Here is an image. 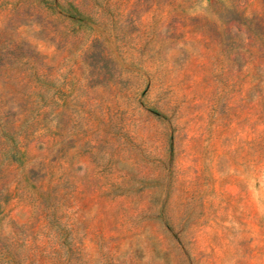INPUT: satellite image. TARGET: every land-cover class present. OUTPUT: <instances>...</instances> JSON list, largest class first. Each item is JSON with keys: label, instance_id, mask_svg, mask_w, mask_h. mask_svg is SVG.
<instances>
[{"label": "rangeland", "instance_id": "374dc122", "mask_svg": "<svg viewBox=\"0 0 264 264\" xmlns=\"http://www.w3.org/2000/svg\"><path fill=\"white\" fill-rule=\"evenodd\" d=\"M0 264H264V0H0Z\"/></svg>", "mask_w": 264, "mask_h": 264}]
</instances>
